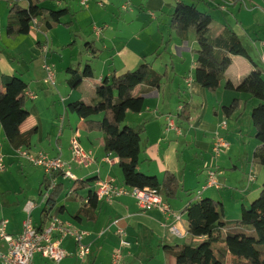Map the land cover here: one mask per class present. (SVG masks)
I'll list each match as a JSON object with an SVG mask.
<instances>
[{
    "label": "crops",
    "instance_id": "obj_1",
    "mask_svg": "<svg viewBox=\"0 0 264 264\" xmlns=\"http://www.w3.org/2000/svg\"><path fill=\"white\" fill-rule=\"evenodd\" d=\"M63 1L65 0L44 2L42 6L50 10L69 8L75 16L76 10L71 8L69 3L63 4ZM83 1H81V6L86 8V12L80 16L86 17V20L93 19L94 22H101L99 33H97V27L93 28L99 42L93 41L94 47H90L89 50L86 47L85 53L87 64H91L93 70L91 79L94 82V93V87L99 85L104 77L113 72L123 74L135 70L144 59L153 61L152 67L156 72L167 73V77L158 89L149 90V87L145 85L135 89L136 96H144V107L137 114L128 112L124 125L129 127L144 126L145 128L139 171L145 175L154 176L160 181L167 172L172 173L182 185V191L177 197L167 200L172 213L183 214L182 221L177 224L182 236L177 237L169 231V227L175 224L173 216H166L159 209L144 212L138 207L136 199L131 196H125L112 202H99L94 221L85 218L75 220L74 215L80 208L71 216L72 220L65 219L63 215L67 213V209L65 206L59 205L60 197L62 194H66L67 190V186L64 185L66 180L62 179L59 180V183L63 185V193L59 196L53 209L64 207L63 213L58 215L89 234L86 242L90 245V256L85 264H112V256L119 249L122 252L121 264H176L175 258L167 252L166 246L192 241L187 215L184 213L191 200L209 198L220 203L224 210L225 220L231 221L238 217L232 216L230 211H242L259 196L262 189V186H259L260 177H263L264 172L259 164L252 161L254 150L259 142L255 139L253 124H247V121H244L246 114H249L251 119V111L259 102L251 99L248 94L230 91L224 86L216 93H210L193 80L196 68L195 52L198 49L195 35L190 33L188 40L181 42L173 35L169 27L175 4L180 0H97L96 6L99 8L89 5L91 0H88L86 5L82 4ZM114 1L117 2V5L113 3ZM183 1L188 4H196L198 9L210 15L213 21L215 11L219 10L223 16L221 19L223 25L219 27H231L238 34L252 61L262 69L264 74V0ZM22 6L26 9L27 2H23ZM114 9L118 10L119 20L121 17L133 15L138 10L147 16L141 20L139 13L134 26L121 25L117 29L116 27L120 26V23L119 21L115 23V20H112L114 16L116 17ZM9 12L10 6L7 0H0V88L3 87V82L7 77H18L17 75L21 73L20 66H15V62L11 63L14 56H10L8 52H15L21 57L26 55L33 57L32 55L35 54L38 58L28 66L27 79L29 82L26 83L22 79L23 77H19L23 81L21 88L24 91L25 107L28 102L34 103L29 108L26 107L30 116L21 126L22 133L37 128V133L31 139L32 145L28 149L35 153L44 152L50 157H57L60 149L63 159L69 161L71 159L70 140L78 135L82 147L93 154L95 164L88 169L74 167L73 172L76 171L74 175L77 180L95 178L96 181L91 186L93 193L98 181L114 180L118 185H124L119 163L107 161L108 153L104 150V138L101 131H88L85 121L80 118L73 126L71 122L73 116L71 119L69 117L66 122L65 117L61 116L67 109H63V113L51 109L47 119L42 120L41 112L47 109L48 100L38 95L36 89L38 84L45 85L47 73L44 65H49L47 62L49 54L44 56L42 49L46 44L49 45L50 35L53 42H57L53 35L56 27L50 31L32 27L28 35L11 38L5 31ZM20 15L25 16L26 13L22 12ZM69 18L72 19L71 16L64 18L66 21L63 19V24L70 22ZM97 18L100 19L99 22ZM107 19L111 21L110 24L105 22ZM90 24L93 25L91 22ZM43 33L46 36V41L43 39ZM69 39L70 37H68V41ZM167 40H171V42L167 50H163V45ZM5 49H7V53H5ZM158 50L162 53L160 57L153 60ZM95 51L97 52L96 56L92 54ZM101 61L104 67L99 72L98 64ZM259 62L262 66L258 64ZM65 65L67 68L74 66L73 63ZM50 67L53 69L52 66ZM252 70L253 64L248 59L236 56L233 57L232 66L228 69L226 76L228 80L237 84ZM144 88H147L148 91L144 92ZM29 91L37 98H28L26 93ZM75 92L71 93L69 100L75 99ZM82 97L78 100L86 102L85 96ZM91 97L93 100L95 96L91 94ZM235 99L245 102V111L239 119L237 114L228 119L224 115L223 108L230 106ZM185 105L190 108L188 121L179 117L180 108ZM64 106L67 107L66 103ZM33 115L40 122L31 119ZM167 117H170L175 126L174 129H168ZM30 120L32 121L31 126L29 125ZM219 135L228 141L230 147L223 153L224 157L221 158V155L217 157L219 158L217 161H214L212 144ZM47 142L49 145H46ZM18 151L9 145L0 124V158L4 160L6 169L7 165H13L17 171H29L30 174H36V176L42 171L41 178L43 180L44 171L39 167L23 163L22 161L25 159L19 155ZM112 157L110 156V159ZM210 157L211 159H209ZM206 159H208L207 162ZM239 163L244 170V178L241 181L237 179L233 183L232 175L239 171ZM212 170L218 172V180L221 184V188L218 190L206 187L208 172ZM228 170L234 172L230 173ZM252 173L255 175V180L250 182L249 176ZM198 192L200 194H197ZM79 193L80 191L77 196L86 203L88 197H83ZM65 199L72 201L68 195ZM29 201L25 199L19 202L22 212L25 211ZM233 201H236L239 207ZM37 209L41 208L35 210ZM2 219L0 212V221ZM23 223L21 228L12 232H9L7 226L8 233L19 235L22 232ZM113 223H116V226H111ZM110 226L111 228L104 233ZM119 228L126 232V239L129 241L130 247H120L121 238L117 234ZM65 245H68L69 252L74 251L72 240H68ZM75 262L73 258L67 260L68 264Z\"/></svg>",
    "mask_w": 264,
    "mask_h": 264
},
{
    "label": "trees",
    "instance_id": "obj_2",
    "mask_svg": "<svg viewBox=\"0 0 264 264\" xmlns=\"http://www.w3.org/2000/svg\"><path fill=\"white\" fill-rule=\"evenodd\" d=\"M58 0H7L10 6L6 32L9 37L28 35L32 29V21L36 20L38 29L46 31L63 24V19L74 13L69 8L50 10L43 7L44 2ZM23 2H27L25 9ZM25 12L26 15H20ZM72 21L65 23L71 27ZM169 27L173 35L185 42L190 33L195 35L198 49L195 52L196 68L193 80L210 93H216L222 86L237 93L250 95L259 104L251 111V120L255 128V139L259 142L253 153L252 161L259 164L264 172V74L248 53L238 34L228 26L215 29L210 15L198 9L196 4H188L183 0L176 2L171 15ZM171 40L163 45L167 50ZM75 42L69 46H73ZM87 49L94 47L86 44ZM158 50L154 59L161 55ZM94 56L97 52H92ZM243 57L253 64V70L239 83L227 79V71L232 66L233 57ZM153 61L146 59L132 71L123 74L115 72L104 77L95 87L92 104L77 100L67 105V112L76 114L85 121L88 131H101L104 138V150L118 157L119 167L123 174V184L129 188L150 189L165 200H172L182 191V185L172 173H166L160 181L139 171L144 126L129 127L124 125L128 112L140 113L144 107V96H136L135 89L145 85L149 90L158 89L167 77L152 67ZM73 74L68 80L72 88H77L84 80L93 77V70L86 64L84 72L68 68ZM22 80L19 77H7L0 88V124L9 145L16 151L31 147V139L37 128L22 133L21 126L29 118L30 113L25 107ZM148 89L144 88V92ZM245 111V102L235 99L223 108L226 118L237 114L241 118ZM179 117L186 121L190 118L188 105L180 108ZM57 176V175H56ZM96 181L95 178L77 180L71 186L74 193L88 189ZM49 183L44 176L40 185V195ZM63 193V185L58 183L47 199V206L54 208L59 196ZM99 201L92 193L87 202L82 204L74 215L75 220L85 218L95 220ZM64 207L56 208L55 213L61 214ZM184 213L189 223L190 243L166 246L176 264H224V257H232V264H264V183L259 196L250 208H243L239 218L225 220L224 210L220 203L209 199L191 200Z\"/></svg>",
    "mask_w": 264,
    "mask_h": 264
},
{
    "label": "built area",
    "instance_id": "obj_3",
    "mask_svg": "<svg viewBox=\"0 0 264 264\" xmlns=\"http://www.w3.org/2000/svg\"><path fill=\"white\" fill-rule=\"evenodd\" d=\"M87 2L88 0H84L82 4L86 5ZM32 26L37 29L36 20L32 21ZM99 32L100 30L97 29V33ZM49 52L50 47L46 44L42 49V53L44 56H47ZM44 69L47 73L45 83L50 87H55V72L47 64L44 65ZM26 96L30 99L37 98L30 91L26 93ZM167 121L168 129H174L175 126L170 117H167ZM229 147L230 144L228 141L219 135L212 144V153L215 157H219ZM70 152L71 159L67 161L63 159L60 149L57 157H50L44 152L35 153L29 149H20L18 151L19 155L31 166L39 167L44 171L49 186L42 193V204H36L33 201L27 203L25 207L27 218L23 223V229L19 235L8 233V221H0V262L2 264H34L36 255H40L51 264H68L67 260L69 258L75 259L76 262L73 264H85L88 262L90 245L86 242V239L89 234L86 231L80 230L72 223L63 220L60 215L55 213L53 208L47 206V199L52 191L56 189L60 179L74 183L77 181V177L73 172L74 167L88 169L95 164L93 154L82 147L78 135H75L70 140ZM110 156H113L112 159H110ZM107 161L118 162L119 159L109 153ZM5 170L6 165L4 160L0 158V174L5 172ZM249 179L250 182L254 181L255 175L252 173ZM206 187L217 190L221 188L217 171L212 170L208 172ZM67 190L68 196L73 193L71 187L67 188ZM93 194L99 202H112L125 196H131L136 199L138 207L144 212L159 209L166 216L171 215L175 219V224L169 227V231L177 237L182 236L177 224L182 221L183 214L172 213L167 200L150 189L129 188L125 185H118L114 180H107L98 181ZM197 194L200 193L198 192ZM36 208H42L38 222H35L32 218V212ZM111 226H116V223H113ZM117 234L121 238L120 247H130V243L126 239V232L119 228ZM68 240L73 241L74 251L69 252L67 246H65ZM121 261L122 252L119 249L112 256V264H121Z\"/></svg>",
    "mask_w": 264,
    "mask_h": 264
},
{
    "label": "rangeland",
    "instance_id": "obj_4",
    "mask_svg": "<svg viewBox=\"0 0 264 264\" xmlns=\"http://www.w3.org/2000/svg\"><path fill=\"white\" fill-rule=\"evenodd\" d=\"M81 1L82 0L63 1V4L66 5L67 3H69L70 7L76 10L75 16L72 17V19L69 18L70 21L72 20L74 22L73 26L67 27L64 24L57 25L56 29L53 32L54 38L55 40H57L56 43L55 41L53 42L52 36L51 35L49 36V46L51 50L47 57V62L50 66L53 67V71L55 72V87H50L46 83L45 85H39V84L37 85V89H36L37 94L41 95L43 98L48 100L47 109L41 112L42 120L47 119V117L49 116L48 112L50 113L51 109L58 111L60 113H63V109H66L64 106L65 103L67 106L69 103L83 98L82 96H85L84 100H86V103L92 104L91 94L92 96L93 95L95 96L94 89H93L94 82L92 81V79L84 80L80 85H78L77 88H72L69 85L68 80L73 77V74H70L67 72V69L69 67L67 68V66L65 65L68 63L69 64L73 63L74 66L72 68L79 69L80 74H82L84 72L86 64L88 63L85 59L86 44L93 43V41L99 42V39L96 36V31L93 28L94 27H97L96 29L101 28L100 26L101 22L100 23L94 22L93 19L86 20V17L80 16L82 13L86 12V8L81 6ZM113 3L117 5L116 1H114ZM89 5L99 8V6H96L97 0H91ZM113 12L116 13V17L114 16L112 20H115V23L117 21H119L120 23V26L116 27L117 29L121 27V25L122 26L124 25L134 26L133 24L136 21V19H138V16L140 14H141V20H143L147 16L146 14L139 12L138 10L133 15L121 17L119 20L118 10L114 9ZM224 15H227V14H224ZM213 18H214V21H213L214 28L215 29L220 28L223 25L222 23L223 21L221 20L223 19L222 13L219 10H216L213 15ZM128 19L130 20L125 21ZM97 20L98 22L100 21L99 18H97ZM64 21H66V19H64ZM90 22L93 23V25L90 24ZM105 22H107V24H110L111 21L107 19ZM44 33H46V31H44ZM44 33L43 35L42 34L41 35L44 36L43 39H45L46 41V36ZM4 35H5V32H4ZM68 37H70L69 41H68ZM58 40H60L61 42H59ZM74 41L76 42V44L69 47V45L72 44ZM97 45L99 46V43H97ZM5 50H6L5 53H7L8 52L7 49ZM8 53L10 54V56H14V59L11 60L12 61L11 63L15 62L14 64L15 66L17 67L20 66L19 69L21 73L17 76L23 77L22 79H24L26 83L29 82L27 79L28 66L29 64L34 63L35 60L38 59L36 55L33 54L32 55L33 57H29V55L21 57L20 55H17L15 52H8ZM258 64L261 65L260 62ZM98 65H99V72H101V69H103L104 67L103 62L102 61L99 62ZM21 74H24V75H21ZM73 91L74 92L76 91L75 99L69 100V97ZM32 104L34 103L28 102L26 104V107L29 108ZM63 116L65 117L64 119L66 122L69 117L71 119V117L73 116L71 119L73 126L76 124V120L79 119V117L76 114H72L67 111L66 112L64 111L61 117ZM31 119H35L36 121L38 120V118H36L34 115L32 116ZM244 121L245 122L247 121V124L252 123L250 122L251 119H250L249 114H246V118H244ZM37 122H40V121H37ZM31 124H32V121L30 120L29 125L31 126ZM52 142L54 141L52 140ZM46 145H49V143L47 142ZM223 155L224 154H222L221 158L224 157ZM212 157L215 159L214 161H217V159H219L217 157H214L213 155ZM209 159H211V157ZM207 160L208 159H206V162ZM22 162L26 163V165H30L28 162H25V160H23ZM238 170L239 171H237L236 174L232 175L233 183H235V180L237 179L238 181L239 180L241 181L244 178V170L241 167L240 163H239ZM228 171H230V173L234 172L233 170H228ZM40 172L42 173V171ZM74 172L76 173V171ZM41 173L38 176H36V174L34 175L30 174L29 171H25V172L17 171L13 165H7L6 171L0 174V199H1L0 200V212H1V217L3 218L2 220L8 221L9 232H12V231H15L21 228L23 221L27 218V214L25 213V211L22 212V208L19 207V204H20L19 202H22V200L27 199V200L35 202L36 204L43 203V196L40 195V185L42 182ZM262 178L260 177L259 186H263L264 174ZM72 183L73 182L66 180L64 182V185L67 186V188H70L73 185ZM229 184H232V183H229ZM229 184H227V187H229ZM67 192L68 190H66V194ZM92 193H93V187L80 191L79 195L83 197H88ZM66 194H62V196L60 197L61 199L59 200V205L65 206L67 209V213L63 215V217L65 219L72 220L71 216L82 206L83 202L77 196L76 193H72L69 195V197L72 198V201H67L65 199L67 197ZM234 194L235 196H237L236 193ZM242 197L244 198V196ZM239 199L241 200V197ZM233 202L235 203L236 201H233ZM236 204L239 207L237 202ZM250 206L251 205H247V208L249 209ZM41 211H42V208L37 209L33 212L32 218L34 221L35 220L38 221V217H39V214H41ZM230 212L232 213L231 214L232 216H235L238 218L242 214V211L236 212L232 210ZM85 223L87 222L85 221ZM223 260H224V264H232L233 262L232 257L229 255L224 257ZM0 264L2 263L0 262ZM34 264H51V263L48 260L42 258L40 255H36L34 258Z\"/></svg>",
    "mask_w": 264,
    "mask_h": 264
}]
</instances>
